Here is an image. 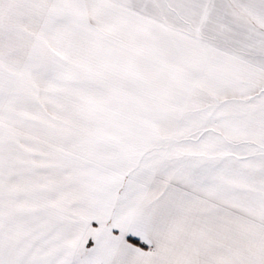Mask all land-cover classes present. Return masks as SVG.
<instances>
[{"label": "snow or ice", "instance_id": "obj_1", "mask_svg": "<svg viewBox=\"0 0 264 264\" xmlns=\"http://www.w3.org/2000/svg\"><path fill=\"white\" fill-rule=\"evenodd\" d=\"M0 264H264V0H0Z\"/></svg>", "mask_w": 264, "mask_h": 264}]
</instances>
